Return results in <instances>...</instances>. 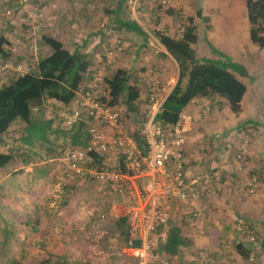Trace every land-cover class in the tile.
I'll use <instances>...</instances> for the list:
<instances>
[{
    "label": "rangeland",
    "instance_id": "obj_1",
    "mask_svg": "<svg viewBox=\"0 0 264 264\" xmlns=\"http://www.w3.org/2000/svg\"><path fill=\"white\" fill-rule=\"evenodd\" d=\"M118 1L0 0V86L32 71L37 61L49 52L38 40L40 31L55 36L70 51L78 49L87 54L91 70L102 71L105 83L117 69L132 68L131 77L136 80L143 95L156 85H174L176 64L168 55H160L158 40L148 36L153 43L149 50L136 53L137 43L143 37L116 25L114 11ZM172 1V7L164 10L153 0H127L120 9L119 17L136 21L146 31H165L174 38L182 35L187 18L194 17L199 37L195 46L198 56L230 58L246 69L247 77L236 74L247 86L239 117L231 114L226 102L219 98L193 102L194 116L190 115L189 130L185 134L184 165L188 179L208 189L200 203L202 208L206 211L208 207L212 208L213 212L232 211V214L238 215L236 220L235 216L232 219L235 227L239 228L240 238L244 241L255 239L254 261L250 259L242 261V264H264V126L247 129L237 126L249 119L264 123V49L257 50L249 41L245 0H223L229 8L222 6L218 10L210 29L196 17L197 7L181 5L180 0ZM200 3L205 14L207 7H204L203 0ZM240 8L244 21L234 25L226 23V11L237 17ZM170 10L174 12L171 17L167 14ZM5 64H8L7 68ZM147 65L153 66L152 75ZM104 94L111 99L112 92L107 86ZM119 104L125 108L122 98ZM145 109V104L139 107L138 119L143 120ZM65 111L48 104L44 115L46 118H61ZM146 120L147 115L145 123ZM133 127L127 119L126 129L132 130ZM58 141L62 143V140ZM30 161L33 163L24 166L23 161L17 160L0 170V215L4 218V221L0 219V264H9L11 259L22 264H41L48 257V193H62L61 197L65 200L58 201L67 200L64 207L75 214L69 219H77L82 226L93 223L94 227L91 228V224L85 231V243L90 247L84 249L89 251V256H83L82 248L70 247L61 262L82 264L90 259L95 264H119L125 258L117 252L120 251V242L106 240L108 236L103 234V230L111 221L101 216L108 213L106 209L113 201L112 194L96 183L70 184L61 174L59 165L49 163L47 159L36 157ZM144 182L149 184V179ZM26 215L30 216L34 227L25 224ZM72 223L62 226V236L70 232L74 235L76 226ZM5 226L10 227L9 237L4 233ZM98 229L99 234L96 233ZM114 234L118 239L119 231L114 230ZM229 240L232 254L237 243ZM65 249L62 248V252ZM211 259L214 261L213 256ZM173 263L178 264L177 259L173 258Z\"/></svg>",
    "mask_w": 264,
    "mask_h": 264
},
{
    "label": "trees",
    "instance_id": "obj_2",
    "mask_svg": "<svg viewBox=\"0 0 264 264\" xmlns=\"http://www.w3.org/2000/svg\"><path fill=\"white\" fill-rule=\"evenodd\" d=\"M126 1L117 2L114 11L116 25L127 31L145 34L136 21L119 17L120 9ZM245 10L249 41L257 50H262L264 49V0H245ZM196 17L210 29V21L201 11L196 13ZM187 21L179 38H174L165 31L153 32L168 55L176 62L178 69L176 83L156 115V123L166 127L173 126L178 123L182 112L190 103L198 99L211 98L224 100L230 113L239 117L243 111L247 86L236 74L247 77L246 69L230 58L224 60L199 57L195 50L199 37L194 17H188ZM38 40L49 52L37 61L32 71L18 75L0 86V170L6 169L17 160L23 161L26 166L30 164L29 162L33 163L30 160L36 157L59 165L58 160L65 151L72 148L85 149L89 144L85 121L65 127L62 118L59 116L46 118L44 110L48 104H54L64 110L68 109L93 73L90 59L78 49L68 50L62 41L44 31L39 32ZM105 84L112 92V97L108 100L109 104L121 109L125 125L127 119L131 121L134 127L128 132L135 139L138 147L145 152L143 129L151 90L143 95L136 80L132 79L131 73L126 69H117ZM120 98L125 108L120 107ZM143 104L146 105V109L143 120H140L139 107ZM261 125L264 126V123L251 119L237 124L239 129ZM16 134L18 137L15 138ZM58 140H62V143L60 144ZM16 143L18 145L14 146ZM89 156L90 166L102 163V158L96 154L90 152ZM29 218L30 216L26 215L25 224L31 226ZM0 219L4 221L2 215ZM114 225L119 231L122 243L125 244L128 239L126 218H119ZM167 226L164 228L167 232L166 241L160 245L158 252L176 255L186 241L181 237L178 227L171 225L167 228ZM4 233L9 237L10 227L5 226ZM254 241V238L252 241H240L235 246L236 253L244 261L253 259ZM61 261H64L63 257L56 259L47 257L41 261V264H63ZM9 264L22 263L11 259Z\"/></svg>",
    "mask_w": 264,
    "mask_h": 264
},
{
    "label": "built area",
    "instance_id": "obj_3",
    "mask_svg": "<svg viewBox=\"0 0 264 264\" xmlns=\"http://www.w3.org/2000/svg\"><path fill=\"white\" fill-rule=\"evenodd\" d=\"M153 2L164 10L173 4L172 0ZM105 87L103 72H93L61 114L65 127L87 123L89 144L85 149L65 151L58 160L60 171L72 185L102 184L125 205L128 239L122 248L125 258L119 264H174L158 252L167 238L164 228L171 219L173 201L197 205L196 218L205 211L200 203L206 188L187 180L183 173L185 134L191 117L181 116L168 127L156 123L170 89L154 86L149 93L143 152L126 129L121 109L109 104ZM90 152L102 158L100 165H89Z\"/></svg>",
    "mask_w": 264,
    "mask_h": 264
},
{
    "label": "crops",
    "instance_id": "obj_4",
    "mask_svg": "<svg viewBox=\"0 0 264 264\" xmlns=\"http://www.w3.org/2000/svg\"><path fill=\"white\" fill-rule=\"evenodd\" d=\"M203 3H204V7H207L206 9L207 11L205 14H203L204 10L203 8H201L200 0H189V2L187 0H180L181 5L189 6L192 8L197 7L196 13L198 11H201L202 15L206 16L209 19L210 28H211V23L216 21V19L214 18H216L215 16L219 13L220 8L222 6H225V7L227 6L226 8H229L228 3L223 2V0H203ZM242 12L243 10L242 8H240V11H238L239 14L237 15V17H235L232 12L227 10L225 13V17L227 18L226 23L231 22V25L238 24V22L242 23L244 21ZM167 14H169V16L170 15L173 16L174 12L170 10L167 12ZM234 17L235 19H233ZM148 18H149L148 20H150L151 22L152 19L150 17ZM141 28L143 29L145 34H138L136 32L127 31L123 29L127 32H132L134 34H137V36L143 37L142 38L143 40L137 43L136 53L140 52L141 50L143 51L149 50L150 46L153 43L148 36L158 40L154 36V33H153L156 30L146 31L142 26ZM168 35L174 37L171 34H168ZM158 45L160 46V49H159L160 55H162L163 57H166L168 53L162 47L159 40H158ZM168 56L172 58L170 55ZM155 65H157V61ZM147 67H148L149 74L152 75L153 66L147 65ZM158 69H160L161 74H163L162 73L163 69L160 68L159 64H158ZM127 71L132 74V68H128ZM177 75H178V69H177ZM177 75L176 77H173V83L175 82V80H177ZM164 86L167 87V85H164ZM169 86L170 87H168V89L171 90V88L174 85H169ZM193 102L190 103L184 109L181 116H185V117L194 116L195 107L193 105ZM189 124H190V121L188 122V130H189ZM186 168L187 167L185 164L183 168L184 176L187 180H191V179H188L187 177ZM61 174L63 173L61 172ZM96 184L105 188V186H103L102 184H99V183H96ZM61 196H62V193L60 195H53L52 193H48V258L52 257L53 259H56L60 257H65V255L68 252L67 250L70 247L71 248L73 247L82 248L83 256H89V251L85 250L84 248L85 247L88 248L90 246L88 245V243H85L86 241L84 238H86L85 231L89 229L91 224H92L91 228H94L93 223H90L89 225L83 223L84 226L87 227L86 228L82 226L81 224H79L78 223L79 221L77 219L76 221L69 219V216H73L75 214L70 213L69 210L66 207H64L67 200L65 202H62L65 199L64 197H61ZM54 197L56 199H54ZM59 199H62V201L60 200L59 202L58 201ZM112 199L113 201H111V203L107 201L108 204L110 203V205H107L108 209H106L107 210L106 212L108 213L107 214L100 213V214H102L101 215L102 218H108V220L110 219L111 221V224L107 226L105 230H103V234L104 235L106 234L108 236L106 237V240L108 238L109 241L115 240L116 242L118 241L120 242V243L118 242L119 243L118 250L120 248V251H117L119 254V252L122 253L121 249L123 248L122 245H124V243H122L120 237H117L118 239H116L114 230L117 231L118 229L115 227L114 224L119 218H124L126 207L121 202V200L113 194H112ZM208 209H207L208 211H206L205 209L203 216L196 218L194 217V213L197 211V205H191L190 203L181 202L177 200L173 201L171 222L168 224L167 228H169L171 225H175L176 227H178L180 230V235L184 239V241H186V243L183 244L179 248V251L176 255L162 254L163 256L170 259L171 261H173V258L177 259L178 264H201V263L203 264H214V263L215 264H242V261L244 262L242 257L239 256L236 253V251L235 252L233 251L232 254L229 251L230 250L229 246L231 244V241L229 239L231 240L233 239L236 243L240 241L244 242L243 238L242 237L240 238L241 235H239V232H238L239 228L235 227V225L233 224L232 217L235 216L234 219L236 220L238 218V215L232 214V211H229V210H226L224 213L222 211L213 212L212 211L213 209L209 207ZM98 219L100 220L101 218H98ZM69 222L70 223L74 222L72 223L73 225L72 224L71 225L76 226L75 233L74 235L72 234V232H70V234L65 233V235L62 236L63 234L62 226L63 225L68 226ZM96 233L99 234L100 230L98 229ZM62 248H66L65 249L66 251L62 252ZM210 256L214 257L215 262L212 261ZM89 260L90 259H88V261L84 263L85 264L86 263L95 264V262L89 261Z\"/></svg>",
    "mask_w": 264,
    "mask_h": 264
}]
</instances>
